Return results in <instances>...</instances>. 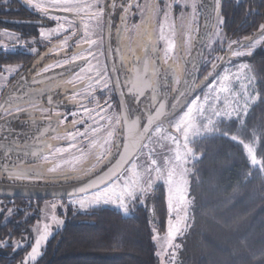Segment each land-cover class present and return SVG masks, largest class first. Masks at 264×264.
<instances>
[{
	"label": "snow or ice",
	"instance_id": "1",
	"mask_svg": "<svg viewBox=\"0 0 264 264\" xmlns=\"http://www.w3.org/2000/svg\"><path fill=\"white\" fill-rule=\"evenodd\" d=\"M23 3L39 17L38 38L23 42L37 45L30 47L37 60L27 73L22 65L0 68V177L13 183L62 177L76 182L72 207L112 205L125 215L163 185L167 217L163 235L150 220L152 240L158 264H176L177 241L195 224L190 177L202 156L192 145L230 140L242 148L248 177L264 178V150H258L264 137L246 133L244 119L260 96L253 94L249 65L237 63L264 46V22L231 39L222 31L221 0ZM4 37L23 46L19 35L0 31L5 52ZM13 122L27 124V131H16ZM61 206L41 209L29 236L13 240L6 233L0 247L15 254L31 240L20 264H38L64 224L56 214ZM13 213L7 208L5 216L0 207L5 220Z\"/></svg>",
	"mask_w": 264,
	"mask_h": 264
},
{
	"label": "trees",
	"instance_id": "2",
	"mask_svg": "<svg viewBox=\"0 0 264 264\" xmlns=\"http://www.w3.org/2000/svg\"><path fill=\"white\" fill-rule=\"evenodd\" d=\"M220 14L227 37L243 38L264 22V0H222ZM246 59L260 96L246 125L264 137V50ZM192 146L202 156L192 166L195 224L179 239L182 248L176 264H264V178L248 177L242 148L230 140L208 138ZM153 217L163 233L167 217L163 185L130 215L107 206L84 213L70 210L38 264H158ZM29 248L30 244L25 250Z\"/></svg>",
	"mask_w": 264,
	"mask_h": 264
},
{
	"label": "flooded vegetation",
	"instance_id": "3",
	"mask_svg": "<svg viewBox=\"0 0 264 264\" xmlns=\"http://www.w3.org/2000/svg\"><path fill=\"white\" fill-rule=\"evenodd\" d=\"M39 17L33 13L32 10L24 6L23 0H11V3L4 6V0H0V31L8 30L21 37L20 43L23 46H17L15 42H8L7 38L3 40L7 43L8 51L5 52L3 48H0V68L7 65H22L21 73H27L33 67L37 60L34 54L30 53V47H37V45L24 44V41L38 38V23ZM8 21V23H6ZM11 21H19V23H11ZM47 23V22H45ZM41 53L44 52L43 47H39ZM51 58L49 57V60ZM45 63L48 61H44ZM43 66V64H41ZM18 76L14 77L11 83H15ZM16 131H27V124L16 126V122L12 125ZM75 182V181H74ZM0 183L6 184H26L23 182H11L6 177H0ZM72 183L67 181L66 183L51 184V183H37L33 185H63ZM32 185V184H29ZM48 198H30V197H1L0 207L4 209L5 216L7 215V208H13L14 213L8 219L5 220V216H0V241L7 239L6 233L11 231L13 240H21L22 236H29V229L37 219L38 211L42 204V201ZM15 210H19L18 212ZM31 240H26L25 247L19 249L15 254L12 247H0V264H19L24 254L28 251L25 250ZM25 250V252H23ZM23 255L20 257V255Z\"/></svg>",
	"mask_w": 264,
	"mask_h": 264
},
{
	"label": "rangeland",
	"instance_id": "4",
	"mask_svg": "<svg viewBox=\"0 0 264 264\" xmlns=\"http://www.w3.org/2000/svg\"><path fill=\"white\" fill-rule=\"evenodd\" d=\"M222 1V0H221ZM203 2L205 3V4H212L213 2H214V0H203ZM209 11H210V9H209ZM205 14H207V13H205ZM200 23H201V25H203V23H204V20L203 19H201V21H200ZM222 31H223V29H222ZM224 32V31H223ZM236 39H238V38H236ZM257 50H264V46H261V47H259ZM256 50V51H257ZM240 62H245V63H247L248 65H249V63L247 62V59L246 58H244V60L243 61H237V63H240ZM205 75V72L204 71H201V73H200V76H201V78L203 77ZM247 75L249 76V77H251L255 82H256V78H255V76H254V74H253V72H252V69H251V66L249 65V67H248V69H247ZM197 83H199V81H197ZM253 94L255 95V94H257V88L255 87V89H254V91H253ZM255 104H253V105H251V107L249 108V111H248V113H247V116L244 118L245 119V123H246V120H247V117H248V115L250 114V112H251V109H252V107L254 106ZM18 122H16V126L18 127ZM19 128V127H18ZM238 130V124H235V127H233L232 126V131L233 132H236ZM252 131H255L256 133H257V135H259L260 136V134H259V132H258V130L255 128V127H247V125H246V128H245V132L247 133V132H252ZM190 181H191V194H192V196H194L195 197V188H194V178H193V174L191 175V177H190ZM67 182V180H64L62 177H57V178H49L48 180H44V181H40V182H38V183H51V184H59V183H66ZM69 182V181H68ZM72 183H74V181H71ZM21 183V182H20ZM23 183H26V182H23ZM29 184H37V183H26V184H24V185H29ZM23 185V184H22ZM63 185H65V184H63ZM69 199H70V197L68 196V197H61V198H48V199H45V200H43L42 201V204H41V206H40V209H39V211H38V213H37V215H38V217L41 215V209H44L47 205H50V204H52V203H58V204H61L62 206L61 207H59L57 210H56V214H57V216H58V218H60V219H62V220H65V217L67 216V213H68V211H73V212H81V213H84V212H87L88 210H90V209H93V208H90V209H88L87 211H83V210H78L77 208H74V207H72L70 204H68V201H69ZM148 200V199H147ZM147 203V202H146ZM101 206H107V207H113V208H116L115 206H112V205H101ZM101 206H98V207H101ZM196 206H197V203H196V198H195V212H196ZM94 208H96V207H94ZM117 209V208H116ZM132 212V211H131ZM130 212V213H131ZM130 213L128 214V215H130ZM196 214V213H195ZM125 215V214H124ZM34 223H36V220H35V222ZM33 226V225H32ZM31 226V227H32ZM62 226H60V227H57V228H55L54 229V233H55V231L56 230H58L59 228H61ZM161 235H163V233H161ZM179 241L180 240H178L177 242L179 243ZM31 243H32V241L30 242V246H31ZM29 250H30V248H29ZM28 250V251H29ZM24 255H26V253L24 254ZM20 264V263H19Z\"/></svg>",
	"mask_w": 264,
	"mask_h": 264
},
{
	"label": "water",
	"instance_id": "5",
	"mask_svg": "<svg viewBox=\"0 0 264 264\" xmlns=\"http://www.w3.org/2000/svg\"><path fill=\"white\" fill-rule=\"evenodd\" d=\"M74 183L65 185H21L0 183L1 197L63 198L68 197ZM151 215H153L151 211Z\"/></svg>",
	"mask_w": 264,
	"mask_h": 264
}]
</instances>
